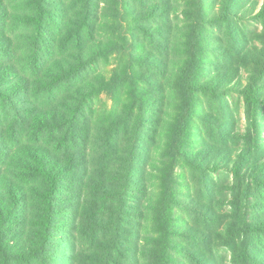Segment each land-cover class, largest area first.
<instances>
[{
	"label": "trees",
	"instance_id": "16d2710c",
	"mask_svg": "<svg viewBox=\"0 0 264 264\" xmlns=\"http://www.w3.org/2000/svg\"><path fill=\"white\" fill-rule=\"evenodd\" d=\"M0 264H264V0H0Z\"/></svg>",
	"mask_w": 264,
	"mask_h": 264
}]
</instances>
